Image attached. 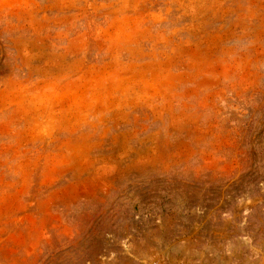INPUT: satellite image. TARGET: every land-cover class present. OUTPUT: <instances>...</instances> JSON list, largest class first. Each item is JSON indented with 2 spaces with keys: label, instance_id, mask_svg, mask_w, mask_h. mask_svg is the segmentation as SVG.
I'll return each mask as SVG.
<instances>
[{
  "label": "rangeland",
  "instance_id": "374dc122",
  "mask_svg": "<svg viewBox=\"0 0 264 264\" xmlns=\"http://www.w3.org/2000/svg\"><path fill=\"white\" fill-rule=\"evenodd\" d=\"M0 264H264V0H0Z\"/></svg>",
  "mask_w": 264,
  "mask_h": 264
}]
</instances>
